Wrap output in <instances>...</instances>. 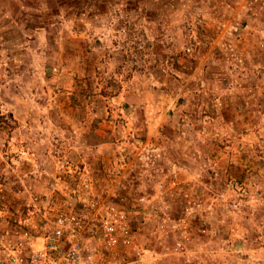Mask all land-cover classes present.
<instances>
[{
  "label": "rangeland",
  "instance_id": "374dc122",
  "mask_svg": "<svg viewBox=\"0 0 264 264\" xmlns=\"http://www.w3.org/2000/svg\"><path fill=\"white\" fill-rule=\"evenodd\" d=\"M111 209L109 264H264V0H0V264Z\"/></svg>",
  "mask_w": 264,
  "mask_h": 264
},
{
  "label": "built area",
  "instance_id": "2783aa9c",
  "mask_svg": "<svg viewBox=\"0 0 264 264\" xmlns=\"http://www.w3.org/2000/svg\"><path fill=\"white\" fill-rule=\"evenodd\" d=\"M106 213L100 216L99 228L95 225L83 236V223L74 213L60 214L54 230L43 238L42 245L34 250L29 245L28 252L20 249L13 252L11 264H109L107 257L117 254L120 246L129 243V234L124 217L119 212ZM98 239L101 252L90 246H82L86 240Z\"/></svg>",
  "mask_w": 264,
  "mask_h": 264
}]
</instances>
